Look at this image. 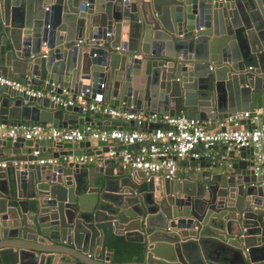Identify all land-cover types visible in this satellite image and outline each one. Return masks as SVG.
Wrapping results in <instances>:
<instances>
[{"label":"water","instance_id":"obj_1","mask_svg":"<svg viewBox=\"0 0 264 264\" xmlns=\"http://www.w3.org/2000/svg\"><path fill=\"white\" fill-rule=\"evenodd\" d=\"M0 76L88 87L144 114L222 119L264 106V0H0ZM71 111L82 113L0 84L3 122L92 121ZM45 143L0 137V264H140L111 262L113 235L143 243V264H264L252 147L193 160L206 168L195 176L145 178L108 160L38 164ZM54 143L64 150L53 157L100 154L85 140Z\"/></svg>","mask_w":264,"mask_h":264},{"label":"built area","instance_id":"obj_2","mask_svg":"<svg viewBox=\"0 0 264 264\" xmlns=\"http://www.w3.org/2000/svg\"><path fill=\"white\" fill-rule=\"evenodd\" d=\"M181 33L180 35H182ZM110 36V33H107ZM96 41L91 37L89 44ZM83 39H78L76 45H82ZM101 41L98 42V45ZM117 50L120 47H116ZM136 57V55H133ZM0 84L23 91L36 98L46 97L62 107L77 106L82 113H98L128 124L136 123L132 129L123 127L96 128L91 123L81 127L54 126L51 123H9L0 120V137H22L34 142H79L87 138L107 143V150L101 154L62 155L59 157H41L40 149L32 151L38 157L37 163L53 165L61 162L79 164L99 163L102 160L116 159L122 168L139 170L145 178L150 176L175 177L178 169V159L189 157L198 160L200 157H210L212 147L223 144L228 151L232 148L252 147L254 149L255 175H264V124L259 121L264 118V106L253 110L236 112L222 119H198L185 114L168 115L158 112L144 114L132 109H125L108 104L102 91L94 92L85 87L72 92L66 87H60L55 81H45L44 88H37L29 83L0 76ZM104 84H100L103 89ZM136 146L137 150L130 148ZM202 147L205 151H199ZM101 159V160H100ZM21 162L13 161L16 166ZM5 166V162L0 163Z\"/></svg>","mask_w":264,"mask_h":264},{"label":"crops","instance_id":"obj_3","mask_svg":"<svg viewBox=\"0 0 264 264\" xmlns=\"http://www.w3.org/2000/svg\"><path fill=\"white\" fill-rule=\"evenodd\" d=\"M111 39H113V37H112ZM84 45H85V46H84V49H88L89 46H90V44H89V45L84 44ZM44 87H45V86H44V82H39V83L37 84V88H44ZM105 100H106V97H105ZM64 112H66V111H64ZM69 113H71V114H76V112H73V111H71V112H69ZM76 115L82 117V116H87V115H89V113H88V114H86V113H81V114L78 113V114H76ZM90 115H92V121H91L90 123H91L92 125H94L96 128H99V129H105V128H108V127H119V126L116 124V122H117V121H120V120L109 118L107 115H104V114L91 113ZM94 120H98V121L100 122L99 125H98L97 122H95ZM263 121H264V118L261 119V120L259 121V124H260V123H263ZM120 122H121V121H120ZM121 127H123V128H127V129H132V128L135 127V125H134V124H129V123H128V124H125V123H122V122H121ZM2 138H4V137H2ZM85 141H89V142H90L89 148L97 147L99 153H100L101 155H103V152H104V151H100L101 148H102L103 146L98 145V141H97V140H93V139L87 138V139H85ZM5 148H6L5 146L0 145V152H1L3 149H5ZM38 148L40 149V156H41V157H44V158H47V157H53V156H52L53 153H55V152H60V151L64 150L63 147L58 148L54 142H46L44 145H40V144H39V147H38ZM130 149L133 150V151H135V150H137V147H136V146H132ZM81 150H82V152L85 153V152H87L88 147L84 145V146L81 148ZM198 150L201 151V152H202V151H205V149L203 150V148L200 147V146H199ZM210 151H211V153H213L214 156H216L217 154H219V153H221V152L224 151V145H223V144H220V143H217V144H215V145L212 147V149H211ZM94 155H95V154H94ZM4 156L7 157V156H9V154H4ZM21 156L25 157V155H21ZM237 159H238V158H237ZM102 161H104V160H102ZM102 161H101L100 163H99V161H98V162L96 161V162H93V163L87 164V167H90V166H93V165L101 164ZM108 161H109V167H112V168H113V172H116L117 169H119L120 166H121V164H120V163L118 162V160H116V159H109ZM192 161H193V159H191V158H189V157H185V158H183V159H178V160H177V163H178L177 175H178V176H181V177H184V176H187V174H193V176H195L197 171H201V170L206 169V168H204V167H201L200 165H198V166H192V165H191V164H192ZM207 161H208V160H207ZM19 162H20V161H19ZM62 163H63V162H62ZM21 164H22V162H21ZM121 168H122V166H121ZM134 171H139V170H134ZM132 175L134 176L135 173L132 174ZM136 175H137V174H136ZM192 182H193V181H192ZM31 209H32V208H31ZM113 236H114V235H113ZM121 236H123V237L125 238L124 235H121ZM130 238H134V239H135V238H138V236H137V235H133V236L130 237ZM125 239H126V238H125ZM134 242H135V241H134ZM139 243H140V242H139ZM142 244H143V243H142ZM37 245H40V244H37ZM40 246L43 247V246H48V245H40ZM113 256H114V252H113V255H112L111 262H125V261H115V260L113 259ZM128 262H137V263L143 264V262H144V257H143L141 260L132 259V260H130V261H128Z\"/></svg>","mask_w":264,"mask_h":264},{"label":"trees","instance_id":"obj_4","mask_svg":"<svg viewBox=\"0 0 264 264\" xmlns=\"http://www.w3.org/2000/svg\"><path fill=\"white\" fill-rule=\"evenodd\" d=\"M109 244L114 248L115 261L141 260L144 257V245L139 242L128 241L121 235L112 236Z\"/></svg>","mask_w":264,"mask_h":264}]
</instances>
